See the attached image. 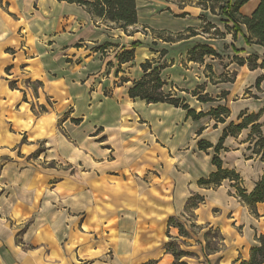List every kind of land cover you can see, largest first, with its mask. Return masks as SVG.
<instances>
[{
    "label": "crops",
    "instance_id": "0c3cea01",
    "mask_svg": "<svg viewBox=\"0 0 264 264\" xmlns=\"http://www.w3.org/2000/svg\"><path fill=\"white\" fill-rule=\"evenodd\" d=\"M259 1L240 13L251 15ZM202 2L136 0L137 23L125 31L76 3L0 0V76L14 65L42 83L56 121L43 118L27 152L0 139V264H177L166 249L173 240L189 252L187 264L248 259L264 235V203L255 214L237 188L251 193L264 176V68L234 58L261 64L264 47L246 42L244 25L235 37L228 17ZM197 45L219 56L190 60ZM131 49L134 59L120 63ZM147 59L163 66L164 92L205 115L195 120L182 107L131 98ZM195 90L213 101H199ZM219 106L228 109L223 121L208 114ZM31 119L24 113L23 122ZM201 141L212 147L200 149ZM215 156L239 183L199 184L218 170ZM197 196L203 201L191 207ZM209 228L222 234L217 249L207 248Z\"/></svg>",
    "mask_w": 264,
    "mask_h": 264
},
{
    "label": "trees",
    "instance_id": "16d2710c",
    "mask_svg": "<svg viewBox=\"0 0 264 264\" xmlns=\"http://www.w3.org/2000/svg\"><path fill=\"white\" fill-rule=\"evenodd\" d=\"M67 1L69 3H76L83 6L94 18L100 19L105 23H113L117 27L127 31V28L133 26L137 23V6L136 0H59ZM249 0H204V5L209 7L211 12L214 14H223L228 17V22L226 24L227 30L231 31L236 37L240 30V25H244L247 28L248 36L246 37V42L248 44H256L264 47V0H260L255 10L251 15H242L240 13V8L247 3ZM232 22L231 27L229 23ZM210 27H215L210 25ZM214 34L217 36L223 35L221 31L215 27ZM161 38L166 41H175V38H181L183 35L179 34L176 37L169 34L168 36H161ZM164 53V52H162ZM189 59L197 62H203L206 55H212L218 57L219 54L211 47L207 45H197L188 52ZM119 62L126 63L134 59V50H127L119 55ZM235 62L239 65L248 64L250 69H255L257 67L264 68V62L258 64L257 56H250L247 59L235 57ZM155 61L147 59L141 64V68L144 71V75L141 79L135 81L130 87L128 94L131 98H140L145 100L147 103H169L176 107H182L187 110V116L192 117L197 120L203 117L205 114L203 112L197 113L195 110L191 109L188 104H186L185 99H181L175 96L172 92H164L163 87L166 82L162 80L160 73L163 66H154ZM211 69V67H209ZM234 73L231 76H224L223 81H233ZM194 95H199L198 91L195 90ZM198 100L201 102L213 101L208 95H199ZM209 115L214 116L217 121H223L225 116L228 114V109L226 107L219 106L218 108L212 109ZM248 119H251L248 118ZM78 121V120H74ZM245 123L235 127L240 129ZM232 126L225 131L224 135L231 131ZM233 132V131H231ZM199 147L202 150H206L212 147V144L201 141ZM216 152L221 149V141L216 146ZM213 164L217 166L218 170L212 173L207 179H200L199 184L203 186L217 187L221 184L223 180L229 179L234 181L236 184L240 182V176L234 170L222 168V161L218 156L213 158ZM239 197L247 204L252 207L255 214H258L256 209L257 203H264V176L256 184V187L251 193H247L242 188L238 187ZM203 201V198L197 196L189 204L191 207L197 206ZM172 223V219L170 220ZM179 228L181 235H187L182 224L176 223ZM206 233V237L208 236ZM208 241V238H207ZM257 245L253 246L250 250V256L248 260L242 261L240 264H264V235L261 234L257 237ZM170 243V242H169ZM166 245V249L175 257V262L177 264H187L181 261L182 257L186 253L182 250L178 251L170 247V244ZM207 244H209L207 242ZM239 260H236L233 264H237Z\"/></svg>",
    "mask_w": 264,
    "mask_h": 264
},
{
    "label": "rangeland",
    "instance_id": "374dc122",
    "mask_svg": "<svg viewBox=\"0 0 264 264\" xmlns=\"http://www.w3.org/2000/svg\"><path fill=\"white\" fill-rule=\"evenodd\" d=\"M191 33L193 32L191 31ZM13 66H7L0 76V128L3 129L0 139L1 137L7 138L5 144L10 146L11 149L22 147L27 152L29 145L37 142V129H41V126H43V118L48 116L55 121V115L52 114L54 102L50 97L40 95L41 89H43L42 83L23 76L22 74L25 75V73H23L21 67L12 70ZM26 112L32 115L29 123L22 120ZM39 134H43L42 129ZM42 148L43 145L39 144L36 151H41ZM193 231L197 233L199 230L195 229ZM205 232H209L207 248L209 250L219 248L222 243L221 232L215 228H209ZM205 232L203 236H205ZM169 244L175 250H182L177 241H170ZM238 260L237 264H240L245 261V258L240 256Z\"/></svg>",
    "mask_w": 264,
    "mask_h": 264
}]
</instances>
